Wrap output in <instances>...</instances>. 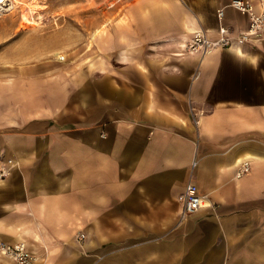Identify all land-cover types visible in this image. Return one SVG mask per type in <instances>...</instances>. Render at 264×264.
<instances>
[{
	"label": "crops",
	"instance_id": "crops-1",
	"mask_svg": "<svg viewBox=\"0 0 264 264\" xmlns=\"http://www.w3.org/2000/svg\"><path fill=\"white\" fill-rule=\"evenodd\" d=\"M228 1L125 0L64 59L0 50V242L29 264H264V38L184 47L245 27Z\"/></svg>",
	"mask_w": 264,
	"mask_h": 264
},
{
	"label": "rangeland",
	"instance_id": "rangeland-1",
	"mask_svg": "<svg viewBox=\"0 0 264 264\" xmlns=\"http://www.w3.org/2000/svg\"><path fill=\"white\" fill-rule=\"evenodd\" d=\"M123 1L31 0L34 8L29 11L30 16H26L28 9L17 5L0 15V50L8 45L12 54L27 53L33 45L38 46L42 54L54 52L56 56H65L66 50L78 45L84 35L93 33L90 29L79 30L80 27L93 29L109 18L108 11L112 7ZM33 16L37 23L32 21Z\"/></svg>",
	"mask_w": 264,
	"mask_h": 264
},
{
	"label": "built area",
	"instance_id": "built-area-1",
	"mask_svg": "<svg viewBox=\"0 0 264 264\" xmlns=\"http://www.w3.org/2000/svg\"><path fill=\"white\" fill-rule=\"evenodd\" d=\"M10 1V0H9ZM9 1L0 0V15L9 10ZM261 8L256 10L251 0H229L225 6L218 8L217 17L221 21L225 16V8L230 7L243 14L246 18L245 27L234 30L227 24L220 23L217 35L212 37L204 29H198L193 33L192 38L184 44L186 52L189 54L205 55L216 48H227L233 42L252 43L256 39L264 38V0H258ZM64 59V55L58 56ZM198 118H194V123L198 124ZM249 169V162L243 161L238 165L236 176L240 177ZM178 201L182 208L180 212L181 219L196 212L202 205V196L198 192L195 183L188 182L184 191L179 195ZM79 238L84 237L80 233ZM0 252L6 254L17 264H29L36 259L25 242L4 243L0 242Z\"/></svg>",
	"mask_w": 264,
	"mask_h": 264
},
{
	"label": "bare ground",
	"instance_id": "bare-ground-1",
	"mask_svg": "<svg viewBox=\"0 0 264 264\" xmlns=\"http://www.w3.org/2000/svg\"><path fill=\"white\" fill-rule=\"evenodd\" d=\"M6 1H9V0H6ZM30 1L31 0H10L6 4H9V10L12 9V8H14L17 5L21 6V8H23L24 10H27L28 9L27 10L28 11V15H26V16H30L29 11H31L32 8H34L33 7V3H31ZM26 18H28V17H26ZM30 18H32V17H30ZM33 18H34V16H33ZM39 18H41V15H39ZM32 21H34L35 23H37V21L35 20V18Z\"/></svg>",
	"mask_w": 264,
	"mask_h": 264
}]
</instances>
